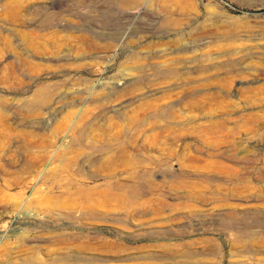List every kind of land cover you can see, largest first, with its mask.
<instances>
[{
	"label": "rangeland",
	"instance_id": "1",
	"mask_svg": "<svg viewBox=\"0 0 264 264\" xmlns=\"http://www.w3.org/2000/svg\"><path fill=\"white\" fill-rule=\"evenodd\" d=\"M0 264H264V0H0Z\"/></svg>",
	"mask_w": 264,
	"mask_h": 264
}]
</instances>
